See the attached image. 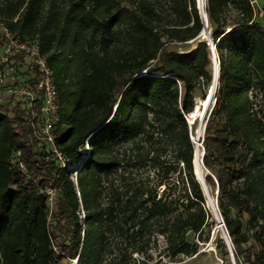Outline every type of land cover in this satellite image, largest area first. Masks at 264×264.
Listing matches in <instances>:
<instances>
[{
	"label": "trees",
	"instance_id": "obj_1",
	"mask_svg": "<svg viewBox=\"0 0 264 264\" xmlns=\"http://www.w3.org/2000/svg\"><path fill=\"white\" fill-rule=\"evenodd\" d=\"M204 12L218 62L204 180L235 263L264 264V16L248 0H205ZM0 20L52 72L54 143L75 166L45 161L31 111L0 105V264H135L159 236L170 258L195 255L187 236L201 241L211 216L186 116L198 81L213 77L196 0H0ZM15 151L29 179L10 163Z\"/></svg>",
	"mask_w": 264,
	"mask_h": 264
},
{
	"label": "built area",
	"instance_id": "obj_2",
	"mask_svg": "<svg viewBox=\"0 0 264 264\" xmlns=\"http://www.w3.org/2000/svg\"><path fill=\"white\" fill-rule=\"evenodd\" d=\"M250 5L257 10L259 16H264V10L260 9L257 5L258 0H248ZM202 8L204 9L205 0H201ZM0 33L2 38L8 40L15 48L11 46L5 47L3 55L1 56L0 68V83L7 80H13V73L15 65L13 64L14 58L18 51H20V62L25 66H33L38 73L37 84L34 89H17L8 88L7 94L9 96H21L22 99L26 98L27 109L31 111L28 116V122L32 128L34 137L38 140L39 144L45 147V161H55L60 168L70 169L69 160L66 159L61 150L54 143V136L52 133L53 125L58 120L57 105L55 102V87L52 81V72L46 66L45 60L39 55L37 47L29 46L27 44L18 43L10 34L3 22H0ZM3 66V67H2ZM15 79L12 83H14ZM4 101L0 95V105ZM38 104L37 111L33 110L35 105ZM84 152V151H83ZM10 163L15 166L21 174L27 179L30 178L24 163L20 160V152L15 151L12 154ZM78 166V165H77ZM76 173L71 175L70 178L75 181ZM47 197V202L50 207L54 205L55 189L52 185H45L42 189ZM75 264V260H72Z\"/></svg>",
	"mask_w": 264,
	"mask_h": 264
},
{
	"label": "rangeland",
	"instance_id": "obj_3",
	"mask_svg": "<svg viewBox=\"0 0 264 264\" xmlns=\"http://www.w3.org/2000/svg\"><path fill=\"white\" fill-rule=\"evenodd\" d=\"M257 5L260 9H264V0H258ZM196 6H197V0H196ZM0 22L2 21L0 20ZM2 37L3 35L0 33V63H1V56L3 55V51L5 47L11 46V48H13L12 44L9 43L8 40H5ZM27 45L34 47L33 44H27ZM191 46L192 44H188L186 46L178 45L175 49L178 52H182L183 50H186ZM13 50L15 51V48H13ZM20 53L21 52L18 51L15 58L13 59L14 60L13 64L15 65V69L12 75H13V80L15 79V81L14 83H12L13 80L11 78V80L1 82L0 95L9 109L13 108L16 103H19L20 108L26 111L27 110L26 98L22 99L21 96L15 97V96H9L7 94L8 88L28 89L30 86L28 79H30L35 74L36 69L33 66H25L21 64L19 57ZM212 66L213 64H211V69ZM0 68H1V64H0ZM207 91H208V86H206V84L202 80H199L192 91L194 97V109L196 106L200 105V102L206 96ZM189 115L190 114L186 116V121L188 124L189 132L191 134V138L198 137V139L200 140V143L198 144V149L201 148L200 150H202V146L200 144H201V140L204 137V127L206 125V121L208 117L207 115L204 116L203 118L197 117L196 120L190 123ZM81 153L84 154L83 151ZM70 169H75V166L70 164ZM74 173L72 175H74ZM202 173H203V177L209 176V173L203 167H202ZM206 184L210 187L211 197H213L214 201H216V197H217L216 187L208 184L207 182ZM53 206H54L53 210L55 212L59 213L60 211H63L64 207L61 203L54 202ZM208 212L211 218L208 221V224L203 228V232L201 234V241H198L197 236L194 235L193 233H190L187 236L188 240L195 241L198 243V250L195 255L192 256L179 255L174 258H170L166 254L165 240L163 237L159 236L156 244L155 245L152 244V248L149 251V256H150L149 261L145 257L134 255V257L138 259V261H136L135 264H232L229 254L226 257L222 256L220 252V248L217 246V241L221 239L219 224L216 221V217L209 210ZM218 214L219 212L217 211V215ZM79 215L80 218L83 217L81 213ZM61 264H72V260L70 261L62 260Z\"/></svg>",
	"mask_w": 264,
	"mask_h": 264
},
{
	"label": "water",
	"instance_id": "obj_4",
	"mask_svg": "<svg viewBox=\"0 0 264 264\" xmlns=\"http://www.w3.org/2000/svg\"><path fill=\"white\" fill-rule=\"evenodd\" d=\"M197 9L199 11V14H200L201 19H202L203 24H204V28L201 31V33L198 37V40H205L211 49L212 64H213V68H214V75L212 77V80L214 79V81H215L216 76H217V80H218V62L216 60V55L214 52V46H213L212 41H211L210 31L208 30V25H209L208 18H207L206 13L204 12V9L202 8L201 0H197ZM194 46H195V43L193 44V47ZM217 83H218V81H217ZM216 88H217V85L215 87V82H214L213 91L215 90V92H216ZM214 103H215V94H214V102H213L212 108L214 106ZM212 108H211V110H212ZM211 110L209 111L207 117H209ZM204 129H205V127H204ZM191 140L194 144V154H193V161H192L193 168H194V175H195L196 180L198 181V183L200 185V188H201L202 193L204 195L205 204H206V197L210 194V187L206 184L204 177H203V173H202V167H203L202 166V157L204 155V150L202 147L201 158L199 160V164H198V166L195 167V161L197 160V157H198V144L200 143V140L198 139V137H196V140H193L192 138H191ZM198 140H199V142H198ZM202 142H203V139L201 140V144H200L201 146H202ZM195 169H196V171H195ZM206 207H207V204H206ZM216 221H217V219H216ZM218 221H220L219 225H221L223 227V233L221 234V239L224 240V243L227 246V250H228L232 264H236L235 258L233 255L232 243H231L230 238L227 234V230H226V227L224 225V222H223L221 215H219Z\"/></svg>",
	"mask_w": 264,
	"mask_h": 264
},
{
	"label": "bare ground",
	"instance_id": "obj_5",
	"mask_svg": "<svg viewBox=\"0 0 264 264\" xmlns=\"http://www.w3.org/2000/svg\"><path fill=\"white\" fill-rule=\"evenodd\" d=\"M212 73L214 75V68L212 66ZM217 76L216 79L214 81V79L212 80L208 91L206 93V96L201 100L200 105L196 106L195 109L190 113L189 115V121L190 123H192L194 120H196L197 117H201L203 118L204 116L208 115L209 111L212 108L213 102H214V94H215V90L213 91V87H214V82H215V87L217 85ZM203 108V110H202ZM193 140H196L195 137H192ZM199 142V140H198ZM201 149V148H200ZM198 149V157L197 160L195 161V167L198 166L199 164V160L201 158V150ZM196 171V169H195ZM206 204H207V208L208 210L216 217L217 219V223L220 224V221H218V218L220 214L217 215V205H216V201H214L213 197H211V195L209 194L206 197ZM219 230L221 232V234L223 233V227L221 225H219Z\"/></svg>",
	"mask_w": 264,
	"mask_h": 264
}]
</instances>
